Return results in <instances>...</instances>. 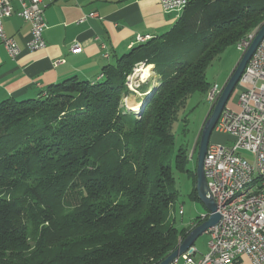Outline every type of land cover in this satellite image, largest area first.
Here are the masks:
<instances>
[{
    "label": "trees",
    "instance_id": "obj_1",
    "mask_svg": "<svg viewBox=\"0 0 264 264\" xmlns=\"http://www.w3.org/2000/svg\"><path fill=\"white\" fill-rule=\"evenodd\" d=\"M263 23L264 0H191L165 34L115 55L98 79L2 101L0 264H159L174 251L204 219L182 229L169 220L174 169L190 174L199 199V140L189 158L173 126L191 95L211 89L208 67ZM139 63L154 66L159 85L134 113L123 99ZM139 88L143 106L153 89Z\"/></svg>",
    "mask_w": 264,
    "mask_h": 264
},
{
    "label": "built area",
    "instance_id": "obj_2",
    "mask_svg": "<svg viewBox=\"0 0 264 264\" xmlns=\"http://www.w3.org/2000/svg\"><path fill=\"white\" fill-rule=\"evenodd\" d=\"M190 1L160 0L165 12L179 16ZM13 15L21 17L31 26L27 48H44L47 22L43 0H0V42L5 46L8 55L16 59L21 48L13 37L5 33L3 25L4 20ZM88 16L95 17L98 14L94 12ZM86 19L87 16H84L80 22ZM144 38L149 36L137 35L136 40ZM252 40L253 38H249L242 45L241 51L244 52ZM70 50L81 53L83 48L79 42L74 41ZM59 62L64 60L55 64ZM129 85L132 90L139 91V81L133 84L129 78ZM238 85L242 86L238 108L226 105L214 128L215 131L228 133L233 140L228 145L210 142L204 160L209 194L215 199L221 219L207 231L208 253L204 255L203 264H233L242 256L249 257L253 264H264V38L251 57ZM222 90L223 87L215 84L213 94L208 98L212 105L216 103ZM240 150L251 152L254 161L244 158L239 153ZM245 177L259 178V185L252 188L258 192V199L248 205L233 207L232 203H228V193L236 191ZM201 218L206 220L208 214L201 215ZM197 252L198 248L193 245L175 259L173 264H197L194 260Z\"/></svg>",
    "mask_w": 264,
    "mask_h": 264
},
{
    "label": "crops",
    "instance_id": "obj_3",
    "mask_svg": "<svg viewBox=\"0 0 264 264\" xmlns=\"http://www.w3.org/2000/svg\"><path fill=\"white\" fill-rule=\"evenodd\" d=\"M43 5L47 29L46 46L42 49L27 48L31 26L24 19L13 15L3 22L5 33L16 40L21 53L12 59L0 42V103L8 98H35L47 86L73 76L94 81L106 64L114 62L115 55L120 56L141 44L136 42L137 35L161 36L181 16L165 12L160 0H43ZM94 12L98 16H88ZM84 16L87 19L80 22ZM74 41L81 44V53L71 52ZM199 135L200 132L196 144ZM183 209L179 211L182 217L177 227L180 229L191 226L195 220L184 219ZM207 253L208 248L198 249L195 262L203 264ZM233 264L253 263L249 257L242 256Z\"/></svg>",
    "mask_w": 264,
    "mask_h": 264
},
{
    "label": "rangeland",
    "instance_id": "obj_4",
    "mask_svg": "<svg viewBox=\"0 0 264 264\" xmlns=\"http://www.w3.org/2000/svg\"><path fill=\"white\" fill-rule=\"evenodd\" d=\"M242 53L243 51L239 50L238 46H232L228 48L224 53H222L219 56V58L216 59L212 63V65L208 67L206 71V75L208 81L212 84V86H214L215 84L219 85L220 87L224 86L231 72L234 70L233 68H235L236 64L238 63ZM143 66H147V65L145 63H139L135 66L134 71L132 72L131 75H129L130 82L132 81L134 84L135 82L137 83L139 81L140 86L144 83L149 82L150 87H152V89L154 90L159 85L158 84L159 76L157 73H155L153 69H151L150 77L146 80H143L140 74L141 71H139L140 68H142ZM130 76L133 78V80H131ZM129 78L127 79L128 82L126 83L128 88H130L128 85ZM241 90H242V86L237 85V87L233 91L228 101L227 104L228 107L234 109L238 108L237 104ZM130 92L131 93L123 99V104L127 109H129L127 107L128 103L136 104L139 103L138 101L144 99V97H142V95L144 94L142 93L140 88L138 92L132 89L130 90ZM151 96H152L151 94L149 97L146 96L147 100H149ZM211 107H212V103L208 101L207 94L196 92L188 98L187 102L185 103V107L182 108L179 112V119L178 121H176V123L173 126V131L176 136V147L182 144L186 145L190 150L189 158H192L193 156L192 152L197 146V145L195 146V144L198 134L202 128V125ZM130 111L137 113L133 110ZM185 118L188 119V122H187V132L184 135L183 121ZM232 140H233L232 137L228 133H223L214 130L211 135L210 142L215 144L228 145L229 143L232 142ZM197 153H198V148L193 156V161L191 162L190 169H195V164H196L195 159H197ZM239 153L250 162H253L255 159L254 155L247 150H240ZM174 175L176 177V190L178 191V198L175 201V203L169 208V213H170L169 220L171 223L174 222L176 226H180V218L182 216L180 215L179 211L181 210V207L184 208L183 209L184 210L183 212L185 213L184 219H186L187 221H190L191 219H195L199 214L204 215L208 213V209L200 199L196 200L191 196L192 190L193 188H195V184L193 186V178L190 176V174H188L187 172H181L174 169ZM181 204L182 206L180 207L179 210V205ZM196 207L198 208V210ZM201 212H203L204 214ZM208 241H209V235L206 232L197 239L196 247L201 250L202 249L207 250Z\"/></svg>",
    "mask_w": 264,
    "mask_h": 264
},
{
    "label": "water",
    "instance_id": "obj_5",
    "mask_svg": "<svg viewBox=\"0 0 264 264\" xmlns=\"http://www.w3.org/2000/svg\"><path fill=\"white\" fill-rule=\"evenodd\" d=\"M263 38L264 23L255 32V35L249 47L242 53L236 67L234 68L228 80L224 84L220 97L218 98L216 103L212 105L200 130L196 166V190L198 198L205 204L208 209V218L202 223L193 227L189 231L187 236L182 239V241H180L178 247L174 251H172L165 259H163L159 264H173V261L175 259H177L180 255L184 254L191 246L195 245L197 239L202 234L206 233L208 229L215 226L221 219L220 213L217 212V205L215 199L209 194L208 182L204 173V160L207 153L208 145L211 140V135L221 115V112L227 105L233 91L239 84V81L251 57L253 56L254 52L256 51ZM155 89L151 91V95L154 94ZM146 102H148L147 98L145 99L141 110L145 106Z\"/></svg>",
    "mask_w": 264,
    "mask_h": 264
},
{
    "label": "bare ground",
    "instance_id": "obj_6",
    "mask_svg": "<svg viewBox=\"0 0 264 264\" xmlns=\"http://www.w3.org/2000/svg\"><path fill=\"white\" fill-rule=\"evenodd\" d=\"M254 35H249V37L241 40L237 45L239 50H241L242 45L249 38H253ZM147 39L148 38L139 39L136 42H144ZM152 67H153L152 65H148V66H143L142 68H140V70H141L140 74H141V77L143 78V80H146L150 77V74H151L150 71H151ZM128 85H129V83H128ZM129 87H130V85H129ZM214 89H215V85L212 86L211 89L209 90V92L207 93V98H210L212 96ZM131 107L135 111H137V113H139L140 109L142 108V105H141V103H136V104H131ZM258 185H259V178H257V177H245V178H243L240 181V184L238 185V187L236 188V191H231L228 193V203H232L233 207H240V206H244V205H248V204L253 203L255 200L258 199V192H256V189H252V188H255V186H258Z\"/></svg>",
    "mask_w": 264,
    "mask_h": 264
}]
</instances>
